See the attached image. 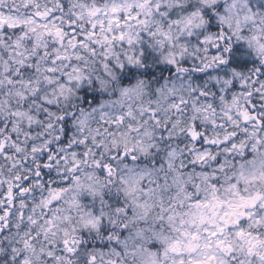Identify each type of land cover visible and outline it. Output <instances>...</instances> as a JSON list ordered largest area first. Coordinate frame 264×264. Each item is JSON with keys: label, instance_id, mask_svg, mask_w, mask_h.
I'll list each match as a JSON object with an SVG mask.
<instances>
[{"label": "clouds", "instance_id": "obj_1", "mask_svg": "<svg viewBox=\"0 0 264 264\" xmlns=\"http://www.w3.org/2000/svg\"><path fill=\"white\" fill-rule=\"evenodd\" d=\"M0 264H264V0H0Z\"/></svg>", "mask_w": 264, "mask_h": 264}]
</instances>
